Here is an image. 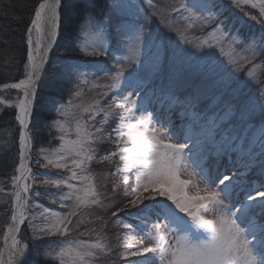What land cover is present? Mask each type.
Instances as JSON below:
<instances>
[{
	"label": "snow or ice",
	"instance_id": "obj_1",
	"mask_svg": "<svg viewBox=\"0 0 264 264\" xmlns=\"http://www.w3.org/2000/svg\"><path fill=\"white\" fill-rule=\"evenodd\" d=\"M231 3L242 12L244 6L258 9L259 17L264 18V0ZM61 6L62 0H40L26 32L24 77L0 86L22 93L15 102L0 100L15 108L19 124V162L11 178L13 190L6 193L12 197L11 216L3 231L5 247L0 248V264H39L41 260L45 264H94L100 254L113 251L100 231L80 230L91 222L84 218L85 212L90 213L95 207H115L111 213L114 223L125 230L117 237L115 246L120 264H264V183L253 182L248 188H238L239 173L226 175L217 170L213 176L204 166V155L197 154L199 142L190 144V135H184L181 142L170 121L143 109L137 99L144 95L143 85L149 77L166 75L172 89L184 86L168 68L166 57L161 58L159 37L149 27L152 17L158 16L170 31L176 32L181 43L196 49L219 50L224 58L221 63L228 65L227 79L210 78L192 85L186 97L188 107L196 109L205 101L213 103L220 115L218 120L208 121L206 134L214 143L215 137L220 136L218 152L229 155L236 150V141H243L247 146L240 149L246 157L244 167L256 166L264 173V106L259 102L254 106L251 98H243V90L251 82L259 85L257 92L264 96V79L255 74L261 65L253 63L257 57H264V27L257 35L242 36L220 18L217 0H176L165 7L150 3L151 12L114 0L108 5L111 14L98 21L85 13L86 23L80 28L82 38L75 46H65L50 81L53 88L62 90L69 86L66 103L53 101L57 116L63 118L50 122V128L58 133L59 144L52 149L42 147L35 160L41 169L62 171L56 176L40 173L44 178L37 181L38 173L31 167V121L38 82L59 35ZM125 7L136 11L117 16ZM172 13L184 22L183 27L171 19ZM244 15L258 20L248 12ZM259 23L264 25V19ZM209 25L214 26L205 35L190 34L193 28L203 30ZM109 59L117 65L114 72L106 64ZM250 63L251 70L243 77L237 75ZM103 79L110 83H99ZM85 85L100 90L98 98L88 104L79 102ZM127 89L130 91L122 98L113 95L106 103L101 102L113 90L122 93ZM257 110L261 117L259 127L255 124ZM105 142L114 145V150L98 156L96 146ZM97 160L114 165L108 174L112 178L111 193L117 194L121 186L127 193L120 203L98 190L96 175L90 170ZM36 183L50 186L56 193L35 191V196L44 195L67 211H57L36 201L30 204V191ZM36 208L42 210L36 212ZM121 213L126 219H121ZM26 223L33 233V244L19 238ZM105 227L107 221L101 230ZM73 233L94 234L95 239L74 238ZM49 237L59 239L43 243ZM149 253L152 255H146Z\"/></svg>",
	"mask_w": 264,
	"mask_h": 264
},
{
	"label": "rangeland",
	"instance_id": "obj_2",
	"mask_svg": "<svg viewBox=\"0 0 264 264\" xmlns=\"http://www.w3.org/2000/svg\"><path fill=\"white\" fill-rule=\"evenodd\" d=\"M40 0L34 3L32 7V11L30 12V20L35 10L37 3ZM92 0H66L65 1V25L70 20H75L73 8H75L76 4L79 3L85 9L86 13H90L95 20L102 19L105 15L111 14L109 11L108 5H111L114 0H103V7L97 12L94 10L93 5L91 4ZM119 2L128 5V4H136L137 7H143L145 12H151V9L148 5L156 4L161 7H165L168 4L176 3V0H119ZM188 2V0H185ZM9 0H0V8L7 5ZM217 3L221 9L222 15L221 19L226 20L234 26V29L239 30L244 37H248L251 35H257L260 33L262 27L259 23L260 18L259 13L252 9L250 6H244V11L242 12L239 8L232 5L231 0H217ZM135 8H127L125 7L118 13L117 16L128 15L129 13H135ZM170 11V9H169ZM244 12H248L251 16H257L258 20H252L249 17L244 15ZM85 14L82 15L79 22H77L75 27L74 37L72 41L70 38L65 36L62 37L63 41H65V45H73L75 46L78 43V39L82 38L80 33V28L83 23H86ZM171 19L177 21L178 26L183 27L184 22L177 20L176 14H171ZM29 26V25H28ZM214 25L206 26L203 30L200 28H193L190 31L191 35L202 36L207 32L212 30ZM149 27L154 36L159 37L160 43V56L161 58L166 57V63L171 72H174L177 78H180L183 82L182 87L178 89H172L170 87V78L166 75L149 77V79L144 83L143 87L145 88V93L142 97L138 99V105L143 109H146L148 112H154L159 118L165 121H170L173 130L178 134V138L183 142L184 135H190L192 140L189 143H193L198 141L199 147L197 149V154L204 155L205 161L204 166L210 169V172L213 176L216 175L217 170L221 174L233 175L234 173H239L237 175V187L248 188L251 186L253 182L256 183H264V173L261 170L253 166L251 169L244 167V161L246 157L242 155L240 151L241 148H246L247 146L243 144V141H236L233 147L236 149L232 151L229 155H223L218 152L220 136L215 137V143L209 139L206 134V126L209 120L219 118L218 109L214 108V104L208 101L200 104L198 108L191 109L188 107L187 103V95L191 91V86L196 84H200L204 81L220 80L221 77L227 79V73L225 69L228 67L227 63H221L224 61V58L220 56L219 50H209V49H196L192 45H186L180 42V39L176 32L170 31L166 22H162L160 17H152L151 21H149ZM115 29H113V33ZM55 46V45H54ZM54 48V47H53ZM52 52V51H51ZM208 52H213L214 54L209 56L206 55ZM65 53V50H64ZM62 53V55L64 54ZM51 54V53H50ZM117 55H120L117 53ZM27 57V48L25 44V39L23 43L22 50V59L19 63H14L11 60L9 67L3 66L0 64V84L2 83H14L18 82L20 79L24 77V65ZM60 57V56H58ZM57 57V58H58ZM83 59H93L91 57H83ZM104 60L103 57L100 58ZM13 62V63H12ZM255 64L261 65V67L255 70L256 77L258 79H264V57H257V59L253 62ZM58 64V60L55 61V65ZM106 64L108 68L112 69L114 72L116 70L117 65L114 64L113 60H107ZM252 69V64L244 65V68L240 73L243 77L245 73ZM103 76V73L100 74ZM51 81V79H50ZM40 82V81H39ZM38 82V83H39ZM99 83L107 84L110 83L107 79L100 80ZM2 86V85H0ZM259 85L255 82L249 83L248 87L243 90V98L247 101L251 98L252 104L255 106L257 102H259L260 106H264V96H260L257 92ZM50 91H52L53 87H49ZM55 89V88H54ZM38 90V86H37ZM100 90H91L89 86H84V95L79 101L83 104L90 103L93 99L98 98L97 92ZM130 89L123 91L122 93L118 90H113L110 92L107 97L102 100V103H106L108 100H111L113 95H116L119 98L127 95ZM211 87H209V95H211ZM58 94H61L60 91H57ZM21 95L14 89H3L0 87V100L2 101H12L15 102L17 95ZM70 93L66 94L63 102H67ZM59 100V98H56ZM48 107V103H44ZM120 110H117L119 112ZM50 112H52V120L55 119H63L62 117H58L55 109L53 108ZM195 113V115H193ZM139 116L141 113L137 111L135 113ZM16 110L14 107H9L6 103H0V159L4 158V162L6 163V171L3 173L0 179V188L4 189V191H0V247L1 241L3 237V231L6 226L10 223L11 216V202L12 197L6 193H10L13 189L11 186V178L15 175V168L18 163V136H19V124L15 120ZM33 116V115H32ZM71 114H69L68 119L71 120ZM261 117L259 116V112L257 110L256 115V127L260 126ZM45 122L41 120H37L35 122L31 121V127L33 129V147H32V167L34 173H38L35 176L37 181L42 180L44 177L40 173H49L52 176H56L61 173L62 170L54 169V168H46L41 169L40 165L35 162L36 158L39 156V150L43 147L46 149H52L58 146V133L55 129L50 128V122ZM113 126H115L113 124ZM35 137L39 138V141L35 139ZM36 143H39L36 146ZM237 145L240 147L237 148ZM6 148V152L3 153V149ZM97 153L99 155H103L107 151L114 150V145L109 142H105L104 144L97 145ZM257 153L259 152V148H256ZM3 153V155H2ZM43 162V161H41ZM114 168L113 164L108 162H99L93 161L90 170L96 175V185L99 191L105 193L112 200H115L117 203H120L124 200L127 193L123 191V186L118 190L117 194L114 196L111 193V177L108 175ZM66 174V173H65ZM222 178V177H220ZM203 186V185H201ZM215 186V185H213ZM49 191L51 193H56V189L51 188L50 186H45L42 183H36L33 185V189L30 191V204L33 201L39 202L43 206L55 209L57 211H67V209H59L58 204H53L49 199H47L44 195L35 196V191H40L43 193L44 191ZM241 199L243 198V192L240 193ZM48 202L50 204H48ZM108 203L109 201H105ZM56 206L52 207L50 205ZM33 209H30L32 211ZM36 212L41 211L42 209L36 208L34 209ZM115 210V207L112 208H99L95 207L91 209L90 213L88 211L85 212L84 218L86 220H90L91 222L85 223L81 226V231H89L90 229L95 228L96 231H100L102 235H106V239L108 241L109 247L113 249L111 253L100 254L98 258L94 261V264H112V262H116V264H120L119 257L115 255L117 245V237L125 230L118 228L114 221L115 218L112 217L111 213ZM100 216L102 219L96 220L95 217ZM121 219H126V217L121 213ZM107 221V227L101 230V225ZM33 233L30 228L27 226V223L22 227L21 232L19 234V238L22 242H27L29 244H33L34 241L32 239ZM74 238L80 239H95L94 234L79 236V233H73ZM58 237H49L43 242L47 244L49 240L56 241ZM37 244L41 243L39 241L35 242ZM146 255H152L151 253ZM128 259L136 260L139 259L137 257H130ZM39 264H45L44 260H41Z\"/></svg>",
	"mask_w": 264,
	"mask_h": 264
},
{
	"label": "trees",
	"instance_id": "obj_3",
	"mask_svg": "<svg viewBox=\"0 0 264 264\" xmlns=\"http://www.w3.org/2000/svg\"><path fill=\"white\" fill-rule=\"evenodd\" d=\"M36 1L37 0H9L7 5L0 8V64L7 66L6 68L9 67L8 65H10L11 60H13L14 63H19L22 59L23 43L31 17L30 12ZM65 1L66 0H62V6L60 8L61 21L57 42L50 54L49 62L46 65V71L38 83L32 122L41 119L45 122L51 121L52 112L50 111L54 108L53 101L56 100V98H59V100L62 101L66 94L69 93L68 85H65L62 90L59 88H52L50 86V79L52 77L53 67L57 57L62 56V53H64L65 50V41H63L62 37L65 36L72 41L76 24L86 11L81 4L77 3L75 5L76 7L73 8L75 20H70V22H67L65 25L66 15L63 13L65 10ZM91 4L93 5L94 10L98 12L103 7V0H92ZM4 84L5 83H2L0 85ZM49 87L53 90L50 91ZM58 90L61 94L57 93ZM44 103H48V107ZM35 139L39 141L38 137H35ZM38 144L39 143H36V146ZM4 152H6V148L3 149V153ZM5 171L6 163L4 162V158H2L0 159V179Z\"/></svg>",
	"mask_w": 264,
	"mask_h": 264
},
{
	"label": "bare ground",
	"instance_id": "obj_4",
	"mask_svg": "<svg viewBox=\"0 0 264 264\" xmlns=\"http://www.w3.org/2000/svg\"><path fill=\"white\" fill-rule=\"evenodd\" d=\"M40 2H38V4H39ZM37 4V5H38ZM36 5V6H37ZM257 12H258V9H255ZM34 13V12H33ZM259 13V12H258ZM264 19V18H263ZM30 25V24H29ZM26 32H27V30H26ZM25 41H26V34H25ZM25 44H26V42H25ZM54 47V46H53ZM26 48H27V44H26ZM12 90V89H11ZM15 90V89H14ZM17 91V90H16ZM21 95H22V93H21ZM18 153H19V144H18ZM31 156H32V152H31ZM18 162H19V154H18ZM18 164V163H17ZM31 167H32V162H31ZM33 168V167H32ZM16 174V173H15ZM48 204H50L49 202H48ZM50 206H52L53 207V205L51 204ZM55 207V206H54ZM60 209V208H59ZM23 227V226H22ZM22 227H21V229H22ZM3 247H5V245H4V241H3V237H2V241H1V247L0 248H3ZM5 259H7V252L5 253V257H4Z\"/></svg>",
	"mask_w": 264,
	"mask_h": 264
}]
</instances>
